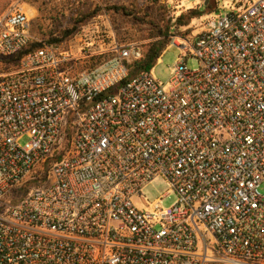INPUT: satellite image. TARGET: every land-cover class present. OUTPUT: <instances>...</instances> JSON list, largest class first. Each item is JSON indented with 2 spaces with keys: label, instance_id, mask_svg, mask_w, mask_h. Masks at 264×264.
I'll return each instance as SVG.
<instances>
[{
  "label": "built area",
  "instance_id": "1",
  "mask_svg": "<svg viewBox=\"0 0 264 264\" xmlns=\"http://www.w3.org/2000/svg\"><path fill=\"white\" fill-rule=\"evenodd\" d=\"M80 33L0 73V264H264V0L176 37L163 82ZM31 42L17 0L0 58Z\"/></svg>",
  "mask_w": 264,
  "mask_h": 264
},
{
  "label": "rangeland",
  "instance_id": "2",
  "mask_svg": "<svg viewBox=\"0 0 264 264\" xmlns=\"http://www.w3.org/2000/svg\"><path fill=\"white\" fill-rule=\"evenodd\" d=\"M17 0H0V14L11 3ZM248 0H159V3L166 4L169 8V17L178 15L181 11L198 8L204 10V5L216 2V9L212 12L206 11L199 18L191 20L188 27L183 30H189L187 35L176 34L171 37V44L161 54L159 60L151 69L153 76L159 81H165L176 61L180 51L172 41L176 37L192 36L208 28L210 24L219 16L229 13L231 10H236ZM23 10L29 18V26L31 34L43 40L41 31L46 29H63L71 24V17L74 12L79 10L87 13L95 6L101 7V10L95 17L88 19L81 25L79 30L73 35H78L80 32L83 39L92 43L97 50L103 51L98 60L106 59L114 53L116 45H135L140 53L143 45L148 42L149 26L146 23L137 22L136 20L125 17L121 14H116L105 10L108 6L113 5H128L135 2L137 6L144 9V12L150 10L148 2L144 0H20ZM206 2V4H205ZM155 13V10H153ZM72 37V36H71ZM177 40V39H175ZM64 41V40H63ZM195 59H188L187 66L190 69L197 68ZM15 68L13 63H6L0 59V73H6ZM259 191L264 193V184L259 187ZM168 192V195L163 198L160 206L167 208L171 206L176 195L170 191L168 183L162 178H155L141 188V195L149 202H153L162 193ZM133 202L139 208H143L141 200L133 199Z\"/></svg>",
  "mask_w": 264,
  "mask_h": 264
},
{
  "label": "trees",
  "instance_id": "3",
  "mask_svg": "<svg viewBox=\"0 0 264 264\" xmlns=\"http://www.w3.org/2000/svg\"><path fill=\"white\" fill-rule=\"evenodd\" d=\"M79 1V0H77ZM150 6L149 11H145L137 6L135 2L128 5H113L106 7L105 10L116 14H121L125 17H130L137 22L146 23L149 26L148 42L143 45L141 56L139 59L127 65L128 77L130 79L143 72L150 71L156 62L159 60L161 54L171 44V37L176 34L187 35L189 30H183L188 27L191 20L199 18L206 11L212 12L216 9V2L204 5V10L198 8H190L181 11L174 17H169V8L166 4L159 3V0H147ZM155 10V13H153ZM101 10L99 6L84 13L82 11L74 12L71 17V24L69 27L63 29H46L41 31V42H31L25 48L17 52L9 58H0L6 63H13L15 66L19 60L27 53L32 52L42 46V44L60 43L63 40L73 36L88 19L95 17ZM29 185H25L19 193L24 195L28 191ZM12 202H15L14 200Z\"/></svg>",
  "mask_w": 264,
  "mask_h": 264
},
{
  "label": "water",
  "instance_id": "4",
  "mask_svg": "<svg viewBox=\"0 0 264 264\" xmlns=\"http://www.w3.org/2000/svg\"><path fill=\"white\" fill-rule=\"evenodd\" d=\"M205 4H206V2H205Z\"/></svg>",
  "mask_w": 264,
  "mask_h": 264
}]
</instances>
